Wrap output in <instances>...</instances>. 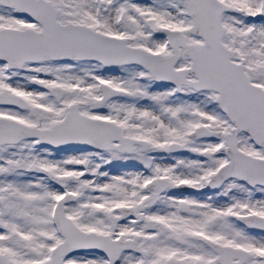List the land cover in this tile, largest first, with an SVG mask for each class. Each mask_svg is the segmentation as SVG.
I'll return each mask as SVG.
<instances>
[{
    "label": "snow or ice",
    "instance_id": "snow-or-ice-1",
    "mask_svg": "<svg viewBox=\"0 0 264 264\" xmlns=\"http://www.w3.org/2000/svg\"><path fill=\"white\" fill-rule=\"evenodd\" d=\"M0 264H264V0H0Z\"/></svg>",
    "mask_w": 264,
    "mask_h": 264
}]
</instances>
